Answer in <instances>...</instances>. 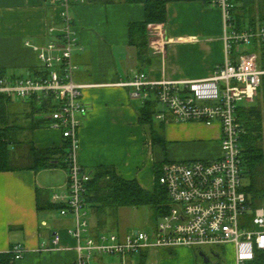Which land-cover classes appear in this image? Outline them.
Masks as SVG:
<instances>
[{
	"label": "crops",
	"instance_id": "1",
	"mask_svg": "<svg viewBox=\"0 0 264 264\" xmlns=\"http://www.w3.org/2000/svg\"><path fill=\"white\" fill-rule=\"evenodd\" d=\"M60 9L52 0H0V77L36 76L41 68L37 48L61 35ZM72 16L77 39L73 52L75 81L88 85L83 100L89 111L78 132L77 158L83 168L92 173L101 166H111L122 178L134 179L152 192L156 164L221 156L220 124L179 123L170 114L163 122L165 147L155 144L148 127L140 122L143 100L133 98L130 89L119 86L139 72L155 81L212 76L226 60L219 8L205 0L170 1L167 22L149 25V52L144 62L139 61L129 35L131 26L145 20L142 4L85 0L73 6ZM51 28L57 31L53 34ZM152 31L158 34L155 41ZM8 110L13 123L25 128L23 136L31 137L36 148L61 147L65 143L58 129H29L34 118L45 119L41 113L32 117L29 101L13 99ZM58 173V169L0 172V255L17 245L26 248L23 258L14 264H73L77 259V242L69 234L74 217H64L60 210L46 207L48 202L53 204V192L68 193V178L57 180ZM88 220L90 232L96 235L97 219L90 208ZM130 232L116 233L125 236ZM57 234L61 238L59 247L54 245ZM179 250L178 258L175 253ZM191 251L185 247L147 251L143 253L144 264H180ZM141 256H130L124 262L116 256L97 255L89 264H139Z\"/></svg>",
	"mask_w": 264,
	"mask_h": 264
},
{
	"label": "built area",
	"instance_id": "2",
	"mask_svg": "<svg viewBox=\"0 0 264 264\" xmlns=\"http://www.w3.org/2000/svg\"><path fill=\"white\" fill-rule=\"evenodd\" d=\"M84 1L52 0L62 10L63 28L59 37L37 48L41 75L0 77V95L25 101L35 98L40 104H47L50 111L41 115L49 121L50 128L60 130L63 138L70 141L68 193L53 192L52 202L64 204L62 216L74 217V226L69 229L77 242L73 264H89L97 255H112L125 262L128 257L147 251L181 247L201 252L204 248L231 247L235 264H255L257 254L264 252V207L253 208L245 191L241 167L243 128L237 110L242 103L254 102L264 80V21L247 20L239 28L234 15L239 0H209V5L222 11L226 47V60L212 76L155 81L139 72L119 84L130 89L135 99H154L161 108L155 115L157 121L165 122L170 114L179 123L220 124L221 156L163 165L159 183L168 192L169 213L158 221L153 234L135 230L125 236L108 232L94 235L90 232L85 200L91 173L77 158L78 132L89 108L83 100V90L88 85L75 81L73 52L77 39L72 8ZM56 31L50 29L53 34ZM60 242L57 234L54 245L59 247ZM11 252L17 262L26 248L17 245Z\"/></svg>",
	"mask_w": 264,
	"mask_h": 264
},
{
	"label": "trees",
	"instance_id": "3",
	"mask_svg": "<svg viewBox=\"0 0 264 264\" xmlns=\"http://www.w3.org/2000/svg\"><path fill=\"white\" fill-rule=\"evenodd\" d=\"M96 1V0H88ZM117 0H101L104 3H113ZM132 4H142L145 7V20L130 28V44L136 47L138 59L144 62L149 52V25L165 24L167 22V4L169 0H124ZM209 5V0H205ZM243 9V7H242ZM239 28L243 27L247 20L256 23L264 21V12L260 18L247 19L244 11L236 13ZM244 12V13H243ZM41 75V68L36 71V76ZM12 98L0 95V172L31 170L36 173L45 170L63 169L69 170L68 155L70 153V141L65 139L61 147L38 149L31 137H24L25 128L13 123L10 117L9 106ZM252 103H242L237 110L238 120L242 125L241 136L242 172L245 182V191L253 208L264 207V80L258 95ZM47 102V101H46ZM47 105V104H46ZM46 105H42L32 98L29 106L32 108V117L36 113L50 111ZM157 102L150 98L143 103L140 110V122L148 127L153 142L165 147L163 140L164 123H157ZM49 127L46 119L34 118L30 130ZM27 149L26 157L24 155ZM26 159V165L20 162ZM168 163V162H165ZM164 164L155 166V188L152 192L145 190L136 180H126L119 176L116 169L111 166H101L91 173V181L88 184V193L85 200L89 208L94 211L97 219V234L107 229L109 219H117V212L124 208L148 207L152 210L154 218L160 220L169 213L168 192L159 183ZM50 209L61 210L64 204L47 203ZM255 264H264V252L257 254ZM146 255L142 254L139 264H144ZM12 252L0 255V264H14Z\"/></svg>",
	"mask_w": 264,
	"mask_h": 264
},
{
	"label": "rangeland",
	"instance_id": "4",
	"mask_svg": "<svg viewBox=\"0 0 264 264\" xmlns=\"http://www.w3.org/2000/svg\"><path fill=\"white\" fill-rule=\"evenodd\" d=\"M238 9L239 10L236 11V13H239L240 11H244L246 15L245 17L247 19H252L253 17L255 19L260 18L261 13L264 12V0H239ZM152 37L154 38L153 40L155 41V39L158 38V34H156L155 31H152ZM24 150H25L24 155L26 157L27 149L25 148ZM20 163L26 165V163L28 162L26 161V159H24ZM58 172L59 173L56 175L57 180L60 179L62 182L66 181L65 177H68V175L66 176L65 170L58 169ZM157 224H158V220L154 218L152 210L148 207L130 208V209L124 208V209H120L117 212V219H113V220L109 219L107 225V232L116 233L120 231L126 233L128 231L138 230L153 234L155 228L157 227ZM180 250L175 253V257L179 258L181 256ZM191 250H192L191 254L188 257L187 256L183 257L180 260L183 262L182 263L180 262V264H183L185 261H186L185 264H205L204 258L201 257L200 255L201 251L194 249ZM212 251H216L221 254L220 256H222L224 264H235L234 252L231 247H227L226 249L218 248V247L215 248L210 247L203 249V252L207 254L208 257H212L211 254ZM167 254L168 252H165V256H167Z\"/></svg>",
	"mask_w": 264,
	"mask_h": 264
},
{
	"label": "flooded vegetation",
	"instance_id": "5",
	"mask_svg": "<svg viewBox=\"0 0 264 264\" xmlns=\"http://www.w3.org/2000/svg\"><path fill=\"white\" fill-rule=\"evenodd\" d=\"M211 254H212V257H209L211 260L210 264H224V261L222 259V256H220L221 255L220 253L216 251H212Z\"/></svg>",
	"mask_w": 264,
	"mask_h": 264
},
{
	"label": "water",
	"instance_id": "6",
	"mask_svg": "<svg viewBox=\"0 0 264 264\" xmlns=\"http://www.w3.org/2000/svg\"><path fill=\"white\" fill-rule=\"evenodd\" d=\"M200 255H201V257L204 258V262H205V264H210L211 260H210V258L207 256V254H205L204 252H200Z\"/></svg>",
	"mask_w": 264,
	"mask_h": 264
}]
</instances>
